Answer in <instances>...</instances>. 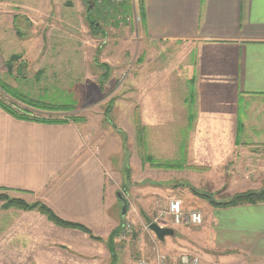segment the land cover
<instances>
[{
    "label": "crops",
    "instance_id": "crops-1",
    "mask_svg": "<svg viewBox=\"0 0 264 264\" xmlns=\"http://www.w3.org/2000/svg\"><path fill=\"white\" fill-rule=\"evenodd\" d=\"M142 3L149 40L198 49L195 123L204 126L199 130L204 132L189 133L182 160L206 171H182L193 173L191 179L199 185L225 189L224 196L263 189L264 0ZM86 138L76 123L21 120L0 109V189L39 198L60 218L84 224L105 239L118 224L108 214L112 201L106 168ZM20 218L26 222L4 232L0 243L6 252L4 264L110 263L104 242L56 227L36 213ZM165 218L169 220L159 226L173 234L158 240L156 250L171 264H180L185 251L200 256L203 264H264V201L234 207L209 204L196 233L174 224L171 216ZM154 236L138 237L139 259L155 262Z\"/></svg>",
    "mask_w": 264,
    "mask_h": 264
},
{
    "label": "rangeland",
    "instance_id": "rangeland-1",
    "mask_svg": "<svg viewBox=\"0 0 264 264\" xmlns=\"http://www.w3.org/2000/svg\"><path fill=\"white\" fill-rule=\"evenodd\" d=\"M100 1L110 5L98 12L95 3ZM139 1L0 0V88H10L50 107L59 106L36 110L14 100L34 116L76 123L106 168V188L112 201L108 214L118 224L115 229L121 231L110 247L106 240L115 229L105 239L94 235L101 240L93 241L107 245L109 264H136L141 258L135 248L138 237H153L149 224L169 220L165 217L171 200H180L183 211L196 209L204 222L209 202L197 193L208 194L214 201L232 197L221 194L225 189L195 183L193 173L182 171L184 167L206 171V167L187 165V159L183 164L182 160L187 156L189 133L204 132L199 131L204 126L195 123L198 49L149 40L138 14ZM123 3L130 5L129 13L119 8ZM14 56L19 57L9 62ZM0 94L1 101L13 102L1 89ZM63 106L67 109L60 108ZM241 125L238 120V136ZM0 194L29 204L41 202L24 192L0 189ZM117 194L127 202L124 216ZM22 213H36L47 220L37 209L1 208L0 243L6 238L4 232L26 222L20 218ZM180 226L193 233L199 227ZM157 241L155 236L151 240L156 254ZM5 255L2 244L0 264Z\"/></svg>",
    "mask_w": 264,
    "mask_h": 264
},
{
    "label": "trees",
    "instance_id": "trees-1",
    "mask_svg": "<svg viewBox=\"0 0 264 264\" xmlns=\"http://www.w3.org/2000/svg\"><path fill=\"white\" fill-rule=\"evenodd\" d=\"M98 2V1H97ZM95 3L96 6H98L97 11L100 12V7L102 6H106L107 4L104 2H99V3ZM109 3V0H108ZM110 5V4H109ZM107 5V6H109ZM122 9V12L124 13H129L131 11V7L130 5L123 3L119 5ZM118 7H116V11ZM138 11H139V15H140V19L142 21V16H143V3L142 0L139 1L138 4ZM93 27L96 28L97 24L93 23L92 24ZM19 56H14L12 57L9 62H11L13 59H17ZM10 64V63H9ZM5 88V89H4ZM1 91L3 92V94H5L6 96H8L13 102H11V104H7L3 101H1V97H0V109H2L3 111H5L6 113L10 114L11 116H13L14 118L17 119H21V120H33V121H38V122H43V123H65L68 122L66 119H59V118H51V117H41V116H34L33 114H31V112H27L21 109V106L16 105L14 102V100L17 101L18 104H21L22 106H26L29 108H33L35 107L36 110H40V109H58V107H50L49 105H47L44 102H40V101H36L33 99H29L28 97L19 94L18 92H16L15 90H12L10 88H6L4 86H1ZM1 96V94H0ZM33 106V107H32ZM15 107L18 108L19 110H15ZM61 109H67V106H63L60 107ZM238 129H239V125H238ZM191 191H193L196 194V191L194 189L191 188ZM198 196L205 198L206 200H208L209 204L215 207H234V206H240V205H247V204H257L260 202L264 201V188L258 191H245V192H241L238 194L233 195L232 197H230V199L228 201L225 202H220V201H214L211 198V196H209L208 194H200L197 193ZM2 202V204H0V209H19V210H33V209H37L40 213H42L48 221L52 222L54 225L62 227V228H67V229H74V230H78L84 234H87L88 237L92 240H96V241H100L101 239L98 237H95L91 230L85 226L84 224H81L79 222H74V221H68L65 219L60 218L49 206H47L46 204H43L41 202H34L32 204H29L27 202H25L24 200L20 199V198H11L8 197L5 194H0V203ZM127 204V202H126ZM121 229H115L111 232V234L109 235V237L107 238V244L110 247L113 238L117 235L120 234Z\"/></svg>",
    "mask_w": 264,
    "mask_h": 264
},
{
    "label": "built area",
    "instance_id": "built-area-1",
    "mask_svg": "<svg viewBox=\"0 0 264 264\" xmlns=\"http://www.w3.org/2000/svg\"><path fill=\"white\" fill-rule=\"evenodd\" d=\"M167 214L172 217L176 225L198 226L203 222L202 214L199 211H183L181 201L173 199L169 202ZM129 227V225L127 226ZM180 264H203L200 259L193 255L182 254L179 258ZM136 264H171L164 254H156L155 262L151 263L144 259H138Z\"/></svg>",
    "mask_w": 264,
    "mask_h": 264
},
{
    "label": "water",
    "instance_id": "water-1",
    "mask_svg": "<svg viewBox=\"0 0 264 264\" xmlns=\"http://www.w3.org/2000/svg\"><path fill=\"white\" fill-rule=\"evenodd\" d=\"M117 197L122 200L123 202V206H122V210H121V214L122 216H124L125 214V206H126V201L124 200V198H122L120 196V194H117ZM149 230L154 233V235L156 236V238L160 241H163L164 240V237L165 236H168V235H172L173 234V231L169 228H166V227H161L159 226L158 224L156 223H151L149 224Z\"/></svg>",
    "mask_w": 264,
    "mask_h": 264
},
{
    "label": "flooded vegetation",
    "instance_id": "flooded-vegetation-1",
    "mask_svg": "<svg viewBox=\"0 0 264 264\" xmlns=\"http://www.w3.org/2000/svg\"><path fill=\"white\" fill-rule=\"evenodd\" d=\"M88 2H90V1H88Z\"/></svg>",
    "mask_w": 264,
    "mask_h": 264
}]
</instances>
